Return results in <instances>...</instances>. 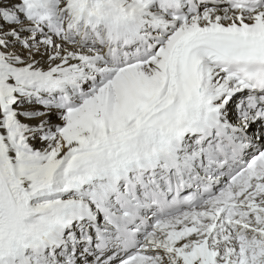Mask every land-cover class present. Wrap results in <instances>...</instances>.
Instances as JSON below:
<instances>
[{
    "label": "snow or ice",
    "instance_id": "snow-or-ice-1",
    "mask_svg": "<svg viewBox=\"0 0 264 264\" xmlns=\"http://www.w3.org/2000/svg\"><path fill=\"white\" fill-rule=\"evenodd\" d=\"M0 264H264V0H0Z\"/></svg>",
    "mask_w": 264,
    "mask_h": 264
},
{
    "label": "bare ground",
    "instance_id": "bare-ground-1",
    "mask_svg": "<svg viewBox=\"0 0 264 264\" xmlns=\"http://www.w3.org/2000/svg\"><path fill=\"white\" fill-rule=\"evenodd\" d=\"M52 119L55 121V115H53Z\"/></svg>",
    "mask_w": 264,
    "mask_h": 264
}]
</instances>
